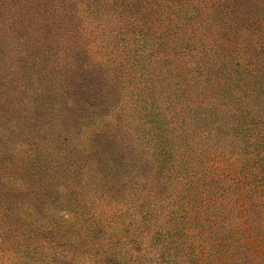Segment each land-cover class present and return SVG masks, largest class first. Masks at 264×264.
Here are the masks:
<instances>
[{"label":"rangeland","instance_id":"1","mask_svg":"<svg viewBox=\"0 0 264 264\" xmlns=\"http://www.w3.org/2000/svg\"><path fill=\"white\" fill-rule=\"evenodd\" d=\"M134 16L165 19L153 22L159 32L147 31L160 40L152 46L154 56L151 47L139 49L140 40L132 37L138 30L129 21ZM192 16L206 18L201 35L209 29L208 19L217 28L234 24L246 33L247 38H231L234 49L257 53L264 42V0H0V163L39 167L40 175L33 181L29 171L16 172L36 195L0 178V264H264V222L258 220L264 142L255 148L249 123L240 121L247 110L264 118V97L225 84L233 76L213 65H227L233 57L224 42L203 35L207 39L199 50L187 41L170 45V32L191 31ZM224 19L230 21L219 23ZM139 53L146 57L128 69L131 55ZM208 54L213 64L206 61ZM173 64L184 68L174 80L166 69ZM211 65L213 82L197 78L193 84L189 76ZM255 85L264 93L263 82ZM202 86L206 96L192 94L185 102L182 89ZM246 96L254 109L246 106ZM204 97L209 102L200 105ZM140 132L146 134L139 143ZM155 133L172 139V145L181 141L180 134L199 147L211 144V156L242 169L245 181L236 190L250 200L248 236L214 240L213 234L226 233L223 221H212L215 210L181 203L185 197L172 201L185 191L176 195V179L169 176L182 168L178 155L155 160L164 148ZM87 143L93 152L83 149ZM96 164L104 175L99 182L116 184L110 190L115 205L93 201L100 191L81 179ZM205 167L199 164L201 172ZM132 184L140 186L142 196L150 195L130 203L125 192ZM70 197L79 204L70 205ZM149 199L155 204L142 203Z\"/></svg>","mask_w":264,"mask_h":264},{"label":"trees","instance_id":"2","mask_svg":"<svg viewBox=\"0 0 264 264\" xmlns=\"http://www.w3.org/2000/svg\"><path fill=\"white\" fill-rule=\"evenodd\" d=\"M164 18H149L145 19L141 16L137 17L134 16L133 18H130L129 21L131 24H134L137 26L138 30L137 32H132V37L140 40L139 42V49H145L146 47H151L152 53L151 56L155 55V52L152 50V46L155 43H159L160 40H154L153 36H148L147 31L151 29L153 32H159L162 28L159 25H154V21H160L163 22ZM206 18H200L192 16L187 20L188 26L191 29V31L186 32V34H179L177 30H173L169 33V40L170 45L176 46L180 45L182 47V44H180L181 41H187L191 43V49L199 50V46L202 45V43H205V40L208 36H213V38L220 40L221 42H224L225 45H227L225 51L228 53H231L233 55L232 59L228 62L227 65H219L216 61L213 64V58L208 54L206 61L210 64L215 65L217 69H222L227 72H230V74L233 76V79L229 82H225V84H228L229 89H233L236 87L243 88L244 92L250 93L255 98H263L264 93L261 92V89L258 88L255 84H260L263 82L264 85V42L261 40V44L259 45L260 50L257 53H254L252 51L247 50L246 48L239 46L234 49V45L230 46L231 44V38L239 36L242 38H247L248 35L246 33L242 34L241 30H237L236 26L234 24H230L226 28H217L216 25L213 22V19L209 20V29L204 31L203 35H207V37H203V35L199 34L200 31V25L204 24ZM168 21H172L171 19H168ZM230 21V20H229ZM227 19L219 21V23L227 24L229 22ZM186 25V22L184 23V26ZM126 32V30H125ZM153 39V40H152ZM126 45V42L123 43V45ZM134 47V46H133ZM138 47V45H137ZM256 47V44H255ZM237 49V50H236ZM131 50V48H129ZM189 50V49H188ZM182 54L185 52H181ZM127 54V53H126ZM146 57L145 55L139 53L135 54L134 56L131 55L130 60L128 62V69L137 68V62L140 61L142 58ZM148 63H153V59L149 58ZM211 65L208 69L205 68V70H197V72L194 75L189 76V79L192 80L195 84L197 78L200 80H207L208 82H213L211 73L213 72ZM117 67V65H114ZM178 68L184 69L183 67L179 66L178 64L168 65L166 66V69L168 70L167 73L170 74V77L172 80L175 79V76L177 74H180V72L177 71ZM139 70H137L135 73H138ZM203 73L202 75H199V73ZM115 74V73H114ZM245 74V75H243ZM138 75H142L141 72H139ZM248 78V79H246ZM248 80V81H246ZM255 83V84H253ZM185 85L187 86V83L185 82ZM223 84L219 85V87H222ZM147 89H151L150 86H145ZM181 87H174V89H180ZM206 88L205 87H196L192 90H186L182 89L181 95L184 98L185 102L191 101V95L197 94L199 96H206ZM246 102L247 107H251L255 104L251 102V99L249 96H246V99H244ZM264 102V98L262 100ZM209 100H207L206 97L203 99H200V105L203 103H208ZM264 106V105H263ZM196 108H192L196 110ZM255 106H253L251 109H254ZM211 110L210 108H207ZM257 111V110H256ZM211 116V115H210ZM128 117H132V113L128 114ZM244 117H246L245 120L240 119L242 121L241 123H244L246 121L249 123V135H251L253 142L252 145L255 146L259 142H264V118L261 116L260 112H255L251 110H247ZM154 120L157 122L156 119L149 117L147 120ZM162 124V123H161ZM151 127L154 125H150ZM239 126V125H238ZM128 129L132 128V124L128 123ZM159 127H162L159 126ZM242 128V127H241ZM135 129V128H134ZM163 129L161 128V131ZM165 130V129H164ZM161 133V132H160ZM154 134L156 138H159L162 142V145L164 148H161V150L158 151V157L155 156V160L163 161L166 157H172L174 155L177 156L178 164L180 165V168L186 169L187 171L182 173V169L179 170L180 172L174 173L172 179H176L177 185L174 187V190L176 191L175 194L179 195L180 191H185L181 196H179L178 200H172L174 203H178V201L185 197L186 199L181 200V203H185L188 206L197 208V209H204V210H215L217 212V215L213 216V223L223 221V225L226 229V233L224 234H213L214 240H217L219 242L222 241L223 238H228L229 240H235L236 238H243L245 236H248V233H245L247 231L248 225L252 223V218L247 214V206L249 203V198H245V195L241 192L240 186H243L245 181V174L242 171L241 168H232L230 167V164L226 162L224 158L215 159L214 156H211V153L207 151L209 147H212L213 145H208L207 147H199L196 145H193V142L186 140L187 136L185 134L178 135L181 138V141L178 140L177 135L174 134V137L177 138V140H173L174 144H168L170 139L169 137H163L161 134ZM145 133L140 132V134L136 137L139 138L138 142L143 141V137H145ZM172 135V134H171ZM163 137V140L162 138ZM209 138V137H208ZM207 138V139H208ZM190 139V138H189ZM178 144V147L176 144ZM88 144V143H87ZM88 147H84V150H87L88 152H93L94 146L92 144H88ZM83 146H86L84 144ZM149 147H153L152 145H148ZM147 147V149H149ZM264 150V144L263 148ZM155 152V151H154ZM187 153L186 157L183 155V153ZM204 153V154H203ZM3 156V155H1ZM187 156L190 158H187ZM224 157L223 155H221ZM196 161L194 165L188 166L189 161L193 162ZM181 162V163H180ZM216 162V163H214ZM99 164V162H98ZM98 164L96 165H90L84 170V176L81 178L83 182L91 181L94 182V186H92L93 190H97L99 194L93 193L96 197L95 200H97V203H113L115 205L117 203V199H112L110 197V190L116 186V184L110 180L108 183H100L99 181L101 178L104 177L103 174H100ZM184 164V165H183ZM199 164H203L206 168H211L208 172H201L199 170ZM72 168L74 169L75 165L71 164ZM190 167H192V171L189 172L188 170H191ZM21 168L25 169V171H29L28 176L32 178L33 181L40 178L39 175V167H32L30 169L25 168L21 165V162L8 160V162L0 163V178L1 182L8 183L12 188L19 189V190H26V192L34 193L36 195L38 192L30 191L26 188V183L22 180V177L20 175H16L18 171L21 170ZM232 172H235L232 174ZM89 173V174H88ZM182 173V174H181ZM85 174L88 175V178H85ZM154 176H159L157 173L154 174ZM185 178L183 185L179 186L178 184L181 183V179ZM139 179V176H137V180ZM34 187V186H33ZM75 189H72L73 192L77 193L79 188L77 186H73ZM133 190L126 191L125 194L127 196H130L129 202L132 203L133 201H140V199H143L148 194H144L142 196V190L139 185L132 184L130 186ZM39 190H41L39 188ZM85 195H87V199L90 201L91 199V192L89 190H86ZM152 197L154 198V201L160 202L159 200H156L158 197L155 195V193H151ZM38 197V196H36ZM143 197V198H142ZM82 201V200H81ZM167 203H170L169 200ZM80 200L76 197H70V205H77L79 204ZM125 203V202H124ZM142 203H148V204H155L154 202H151L149 200H145ZM141 203V204H142ZM259 203L262 206V209L259 210L260 215L258 217L259 221L264 222V199L259 200ZM236 209L237 211L234 212L233 210ZM228 210V211H226ZM236 222H239L243 224L240 228L236 226ZM206 236H210L209 234H206Z\"/></svg>","mask_w":264,"mask_h":264}]
</instances>
